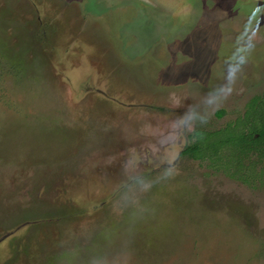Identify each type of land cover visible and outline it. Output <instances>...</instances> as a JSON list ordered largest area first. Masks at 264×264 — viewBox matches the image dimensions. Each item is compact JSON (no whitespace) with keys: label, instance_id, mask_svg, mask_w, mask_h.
Here are the masks:
<instances>
[{"label":"rangeland","instance_id":"1","mask_svg":"<svg viewBox=\"0 0 264 264\" xmlns=\"http://www.w3.org/2000/svg\"><path fill=\"white\" fill-rule=\"evenodd\" d=\"M263 95L264 0H0V264H264V160L183 154Z\"/></svg>","mask_w":264,"mask_h":264},{"label":"trees","instance_id":"2","mask_svg":"<svg viewBox=\"0 0 264 264\" xmlns=\"http://www.w3.org/2000/svg\"><path fill=\"white\" fill-rule=\"evenodd\" d=\"M183 154L248 179L253 165L264 160V95L253 98L245 115L224 129L196 131Z\"/></svg>","mask_w":264,"mask_h":264}]
</instances>
